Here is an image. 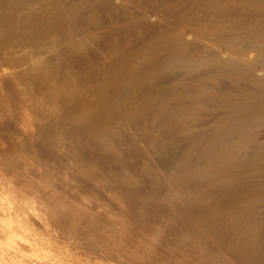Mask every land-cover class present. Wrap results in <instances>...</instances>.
<instances>
[{
  "label": "bare ground",
  "instance_id": "1",
  "mask_svg": "<svg viewBox=\"0 0 264 264\" xmlns=\"http://www.w3.org/2000/svg\"><path fill=\"white\" fill-rule=\"evenodd\" d=\"M0 264H264V0H0Z\"/></svg>",
  "mask_w": 264,
  "mask_h": 264
}]
</instances>
